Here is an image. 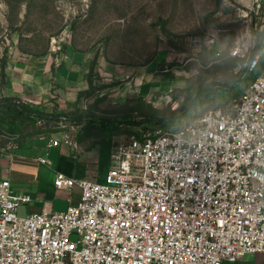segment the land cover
Masks as SVG:
<instances>
[{"label": "built area", "instance_id": "1", "mask_svg": "<svg viewBox=\"0 0 264 264\" xmlns=\"http://www.w3.org/2000/svg\"><path fill=\"white\" fill-rule=\"evenodd\" d=\"M243 69L252 77L226 104L177 128L115 135L102 179L58 173L57 189L81 190L66 210L19 215L31 195L0 177V264H235L255 253L264 259V34ZM34 123L40 133L63 132L49 146H76L74 125L65 120ZM1 141L8 146L0 149L17 148L20 134L0 128ZM38 161L51 163L48 150Z\"/></svg>", "mask_w": 264, "mask_h": 264}, {"label": "rangeland", "instance_id": "2", "mask_svg": "<svg viewBox=\"0 0 264 264\" xmlns=\"http://www.w3.org/2000/svg\"><path fill=\"white\" fill-rule=\"evenodd\" d=\"M261 26L264 0H0V65L14 45L51 51L57 40L60 48L53 53L70 45L130 71V78L143 68L168 77L154 84L158 93L146 101L118 92L125 79L103 80L98 72L93 88L64 112L73 120L94 119L102 126L98 121H106L100 132L109 142L101 143V156L110 166L112 135L120 140L154 127L152 119L176 115L202 89L209 88L210 97L203 96L198 113L226 104L239 92ZM217 86L223 91L209 94Z\"/></svg>", "mask_w": 264, "mask_h": 264}, {"label": "crops", "instance_id": "3", "mask_svg": "<svg viewBox=\"0 0 264 264\" xmlns=\"http://www.w3.org/2000/svg\"><path fill=\"white\" fill-rule=\"evenodd\" d=\"M91 69L95 74L99 72L103 80L125 79L118 92L128 97H143L146 101L158 93L154 84L168 78L156 77V70L152 68L136 69L130 78V71L107 65L94 56L93 51L70 45L60 53H53L48 47L33 52L14 45L0 65V90L3 92L0 120L20 125L32 122V118L11 105L16 100H26L27 105L41 112L68 111L77 104L80 95L90 89ZM122 73H125L124 76ZM71 125H75L69 130L76 146L64 143L49 146L50 138L62 137L63 132L53 130V134L40 133L36 128L35 132L25 134L20 139L17 148L0 149V177L9 179L15 191H27L32 198L30 203L19 207L18 213L21 212V215L44 210L62 211L77 202L81 193L79 187H74L70 193L55 187L54 180L58 173L102 179L108 170L109 163L101 156V143L109 142V138L100 132L104 126L88 123ZM0 145L8 146L5 141H1ZM46 150L51 161L48 165L38 161ZM235 264H264V259L261 253L247 254Z\"/></svg>", "mask_w": 264, "mask_h": 264}, {"label": "trees", "instance_id": "4", "mask_svg": "<svg viewBox=\"0 0 264 264\" xmlns=\"http://www.w3.org/2000/svg\"><path fill=\"white\" fill-rule=\"evenodd\" d=\"M258 34H259V38L257 41V45L259 44L260 38L263 36L264 32H262L261 30H259L258 28ZM249 74V73H248ZM248 74L245 75V73L243 72V74H241V82L239 84L242 85L244 83V79L248 76ZM94 76L95 73H93V70L91 69L90 73H89V78H90V89L88 90V92L93 88V84H94ZM218 87V86H217ZM222 86L216 88V89H211V93L209 94H217L220 93L221 91H223ZM208 89V90H207ZM207 89H202L199 92H197L196 94H194L192 96V98L185 104L180 105L179 107V111L177 112L176 115L174 116H163L162 118H159L158 120H154L152 119L151 121L153 122L154 127H163V128H174V127H180L184 124V122L192 119L193 117H195L198 114V108L197 106L200 104H203V96H208L210 97V95H208V92H210L209 88ZM207 92V94H205V92ZM231 93V92H230ZM232 96V94H231ZM230 96V99H231ZM221 100L224 99V96H222V98H220ZM229 99V100H230ZM215 100V98L213 99ZM11 105H13L15 108L19 109L20 112L30 118H32V122L31 123H27V124H18V123H13V122H4L0 120V128H4L13 132H17L20 134V139L28 133L31 132H35L36 131V126H35V120L40 119V118H44L47 119L49 122H58L59 120L63 119L65 120V122L67 124H84V123H88V124H94L95 122L94 119H88V118H80V119H70V118H66L64 117V113L63 112H58L56 110H52V111H39L37 109H34L32 107H30L27 104L24 103H16L13 102ZM174 121V123H173ZM99 123H103L104 126L106 125V121L105 120H99ZM147 128H153V126H146ZM137 131H134L132 133H136Z\"/></svg>", "mask_w": 264, "mask_h": 264}, {"label": "water", "instance_id": "5", "mask_svg": "<svg viewBox=\"0 0 264 264\" xmlns=\"http://www.w3.org/2000/svg\"><path fill=\"white\" fill-rule=\"evenodd\" d=\"M261 40H262V37L260 38L259 44H258V46H257V49H258L259 46H260Z\"/></svg>", "mask_w": 264, "mask_h": 264}]
</instances>
